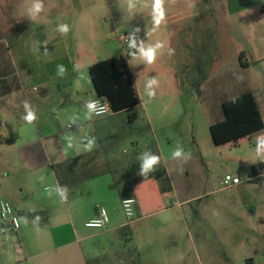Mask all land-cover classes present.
Returning a JSON list of instances; mask_svg holds the SVG:
<instances>
[{"label":"rangeland","instance_id":"1","mask_svg":"<svg viewBox=\"0 0 264 264\" xmlns=\"http://www.w3.org/2000/svg\"><path fill=\"white\" fill-rule=\"evenodd\" d=\"M257 2L264 0H165V21L153 31L152 0H132L131 9L128 0H0V188L32 187L38 198L56 193L52 170L96 149L113 118L86 115L93 98L88 67L123 55L175 190L163 194L165 211L138 219L135 208L127 220L109 188L112 177L104 175L78 187V203L104 206L111 220L137 222L118 244L150 251L158 264H226L223 254L244 251L229 233L244 237L250 222L264 217V176L254 180L251 173L264 162V152L256 153L264 130L216 146L209 126L223 120V101L245 92L257 97L264 121V13L260 7L233 13ZM65 24L67 33L60 31ZM157 41L164 48L149 64L139 49ZM176 150L183 154L172 158ZM225 175L241 186L221 189ZM236 203L233 219L223 207ZM90 232L101 250L108 235Z\"/></svg>","mask_w":264,"mask_h":264},{"label":"trees","instance_id":"2","mask_svg":"<svg viewBox=\"0 0 264 264\" xmlns=\"http://www.w3.org/2000/svg\"><path fill=\"white\" fill-rule=\"evenodd\" d=\"M88 74L95 96L107 100L113 118L108 121L105 134L98 136L96 149L53 169L60 189L69 198L80 194L78 187L83 184L110 175L109 187L118 193L120 200L130 197L136 200L138 218L163 210L166 208L163 194L171 193L173 188L165 177L152 129L137 109L141 101L126 57L119 55L99 60L88 68ZM221 108L223 120L209 126L211 140L216 146L237 145L264 128L256 98L250 92L223 101ZM126 144L129 151L122 149ZM152 157H159V162L145 171L143 165ZM262 172L264 162L251 169L253 176ZM123 230L131 235L130 226ZM117 263L142 264L136 248L126 250L125 258Z\"/></svg>","mask_w":264,"mask_h":264},{"label":"crops","instance_id":"3","mask_svg":"<svg viewBox=\"0 0 264 264\" xmlns=\"http://www.w3.org/2000/svg\"><path fill=\"white\" fill-rule=\"evenodd\" d=\"M262 3L257 2L249 6L238 8L233 13L234 15L241 14L253 8L260 7V12L263 14L264 2ZM211 10L212 9L209 7V11ZM243 55L244 54L240 55L239 61L241 63H246L242 60V57L244 58ZM201 85H203V82L199 84V88H201ZM71 87H74V84ZM76 89H78V85H76ZM136 90L141 101L137 109H142L145 104L141 99L137 87ZM96 98L93 90V98H91L90 101ZM255 98L257 101V97ZM258 109L260 111L259 106ZM143 110L145 111L144 114L152 129L158 150L160 151L161 146L157 140L156 129L150 119V114L147 108ZM99 119L100 118H97L96 121ZM96 127L98 129L97 125ZM27 155H29V153ZM52 173L54 175L53 170ZM262 176H264V172L252 178L256 180ZM54 180L56 181V193L44 198H38L32 187H19L15 190L0 188V195L5 197L0 198V200L6 199L9 201L19 216L20 223L22 220L21 228L18 231L6 229L0 223V264H110L111 262L116 264L117 261L123 260L126 255V250H128L129 247L126 245L121 247L118 242L121 243L122 239H126L123 229L126 226L131 227L132 224L134 225V223L137 222L111 220L109 218L107 228L104 230H97L101 231L104 235H108V243L105 242L101 250H96L94 245L91 244V240L98 234H92L90 232L92 229L85 228L84 223L95 217L100 208L105 209V207L96 203H91L90 205L78 203V200L82 198L79 197L81 193L66 198L57 183L55 175ZM240 186L241 184L236 186V188ZM174 190L173 188L171 193H174ZM247 201L249 205L252 206L253 200L248 198ZM241 208L244 209L245 207ZM166 209L167 208H164L151 215L161 213ZM239 209L240 207H238L237 203L234 205H224L223 207V211L233 219L234 217L232 214ZM141 218L143 217L138 219ZM229 234L231 238H233L232 243L238 242L245 248L244 251L242 249L241 252L234 251L232 254H223V260L226 264H264V217L258 218L255 224L250 222V228L245 232L244 237H240L234 232ZM230 246H228V248ZM138 255L142 264H158L157 257L152 256L150 251L144 254L138 251Z\"/></svg>","mask_w":264,"mask_h":264},{"label":"built area","instance_id":"4","mask_svg":"<svg viewBox=\"0 0 264 264\" xmlns=\"http://www.w3.org/2000/svg\"><path fill=\"white\" fill-rule=\"evenodd\" d=\"M89 103H95L96 110L91 112V114L97 118L106 117L112 114L109 103L105 98H96ZM97 113H99V115ZM239 184H241V181L232 175H225L220 181L221 189L225 190H231ZM49 189L50 188H46V190ZM135 204L136 200L132 197L121 200L123 212L127 220H130V218L134 216ZM0 223L3 227L12 231H18L21 228L19 216L13 209L11 203L4 199L0 200ZM88 224H90L91 227L86 226ZM108 224V214L105 209L100 208L95 217L84 223V227L92 230H104L107 228Z\"/></svg>","mask_w":264,"mask_h":264},{"label":"clouds","instance_id":"5","mask_svg":"<svg viewBox=\"0 0 264 264\" xmlns=\"http://www.w3.org/2000/svg\"><path fill=\"white\" fill-rule=\"evenodd\" d=\"M165 0H152V7H153V22H154V27L153 31L158 29L160 25L165 21ZM39 4L35 5V10L39 11ZM128 7L131 9L134 7L132 0H128ZM139 30V29H137ZM60 31L63 33H67L69 31L68 25H61L60 26ZM135 42L133 41L130 44V47H134ZM164 44L160 41H157L154 45H150L147 48L141 45L139 51L141 53V56L143 58H146L147 63L151 64L155 59H156V53L159 49H163ZM174 52L173 49L169 48L168 53L169 55H172ZM63 70V69H62ZM155 79L152 80V83H155ZM150 96H155L156 94L154 92L149 93ZM88 107V113L86 114L88 116L89 113L94 112L96 110V105L95 103H89L87 105ZM26 111L28 110V105H25ZM99 115V113H97ZM35 119V115L31 112L28 111V115L24 117V120L28 123L31 124V122ZM94 144V141L90 140L87 145H85L86 148L89 150L91 149V146ZM262 152H264V137H261L257 140V147H256V153L257 155H260ZM181 150H176L172 151L171 156L172 158L180 157L182 155ZM159 162V157H152L150 159H147L143 165L144 170L151 169L152 166L156 163ZM39 219V218H37ZM88 227H91L90 224L86 225Z\"/></svg>","mask_w":264,"mask_h":264}]
</instances>
